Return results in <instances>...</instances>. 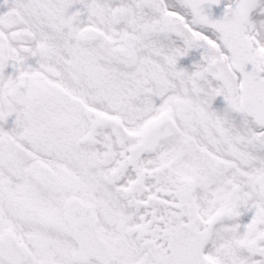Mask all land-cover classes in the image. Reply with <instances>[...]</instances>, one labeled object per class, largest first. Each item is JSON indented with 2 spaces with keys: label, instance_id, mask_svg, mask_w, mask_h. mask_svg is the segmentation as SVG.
<instances>
[{
  "label": "snow or ice",
  "instance_id": "obj_1",
  "mask_svg": "<svg viewBox=\"0 0 264 264\" xmlns=\"http://www.w3.org/2000/svg\"><path fill=\"white\" fill-rule=\"evenodd\" d=\"M0 264H264V0H0Z\"/></svg>",
  "mask_w": 264,
  "mask_h": 264
}]
</instances>
